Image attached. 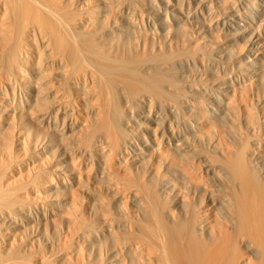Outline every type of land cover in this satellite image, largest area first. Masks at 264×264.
Returning a JSON list of instances; mask_svg holds the SVG:
<instances>
[{
    "label": "bare ground",
    "instance_id": "obj_1",
    "mask_svg": "<svg viewBox=\"0 0 264 264\" xmlns=\"http://www.w3.org/2000/svg\"><path fill=\"white\" fill-rule=\"evenodd\" d=\"M0 264H264V0H0Z\"/></svg>",
    "mask_w": 264,
    "mask_h": 264
},
{
    "label": "rangeland",
    "instance_id": "obj_2",
    "mask_svg": "<svg viewBox=\"0 0 264 264\" xmlns=\"http://www.w3.org/2000/svg\"><path fill=\"white\" fill-rule=\"evenodd\" d=\"M168 1H169V2H173V0H168ZM181 1H182V4L185 5V1H186V0H181ZM235 1H237V0H235ZM235 4H236V2H235ZM172 14H173V13H171V12L169 13V20H170V22L173 21ZM216 16H217V14H216ZM216 16L213 17V18H214L213 20H215V19H217V18H218L217 20H219V17L217 16V18H216ZM215 21H216V20H215ZM210 37H213V39H215V40L217 39V37L215 38L212 34H208V38H210ZM183 79H184V78H183ZM183 79H180V80H183ZM190 79H191V77H190Z\"/></svg>",
    "mask_w": 264,
    "mask_h": 264
}]
</instances>
